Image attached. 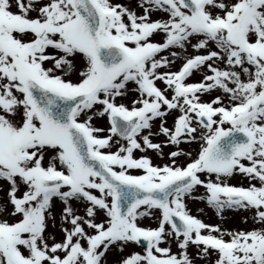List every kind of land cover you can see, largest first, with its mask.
<instances>
[{
    "label": "snow or ice",
    "instance_id": "1",
    "mask_svg": "<svg viewBox=\"0 0 264 264\" xmlns=\"http://www.w3.org/2000/svg\"><path fill=\"white\" fill-rule=\"evenodd\" d=\"M198 262L264 264V0H0V264Z\"/></svg>",
    "mask_w": 264,
    "mask_h": 264
},
{
    "label": "rangeland",
    "instance_id": "2",
    "mask_svg": "<svg viewBox=\"0 0 264 264\" xmlns=\"http://www.w3.org/2000/svg\"><path fill=\"white\" fill-rule=\"evenodd\" d=\"M121 2H126V0H121ZM179 64H180V61H177L176 64L173 65V70H177ZM199 78H200L199 74H194V76L192 77V80H198ZM215 94H218V93H213V95H215ZM202 99L208 100V99H210V97L209 96H204V97H202ZM94 123L97 126L106 127V121H104V120H96V121H94ZM169 123H171V120H169ZM182 147H184L186 149L187 148L196 149L198 146L193 144V145H190V146L189 145H182ZM164 151L167 152V151H169V149L165 148ZM136 155H139V153H137ZM147 155H149L152 158L153 164H163V163L167 162L166 158L165 159H161L155 153H153L151 151L148 152ZM133 174H139V173L138 172H133ZM200 191H203V190L201 189ZM197 203L200 204V205H204L202 202H199V201L192 202V205L194 206ZM188 207L191 209V204L190 203H188ZM207 209L209 210V208H207ZM192 212H194V211H192ZM197 214L200 215L201 212H197ZM232 216H235V218H232V219H236V220L240 219V214H232ZM140 223L143 226H155V221L151 220V219H148V218H145V219L141 220ZM236 224H238L236 226L238 228H250V227H252V224L250 222L248 224H243V223L241 225H239V223H236ZM228 228H232V226H229ZM50 231H51V228H50ZM130 250L142 251L140 247H137V246L133 245L131 249H126L124 254H127V252L130 251ZM172 250L176 251L175 245H173V249ZM193 251H194V249L189 248V252H193ZM118 255L119 254L115 253V251L109 252L108 253V260L109 261H114V260L118 259ZM198 264H199V262H198Z\"/></svg>",
    "mask_w": 264,
    "mask_h": 264
}]
</instances>
